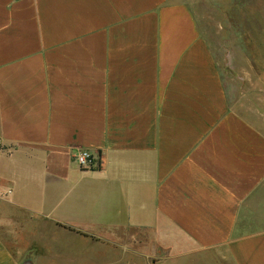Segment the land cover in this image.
<instances>
[{"label": "crops", "instance_id": "1", "mask_svg": "<svg viewBox=\"0 0 264 264\" xmlns=\"http://www.w3.org/2000/svg\"><path fill=\"white\" fill-rule=\"evenodd\" d=\"M236 104L186 0H0V264H48L15 219L264 264V96Z\"/></svg>", "mask_w": 264, "mask_h": 264}, {"label": "rangeland", "instance_id": "2", "mask_svg": "<svg viewBox=\"0 0 264 264\" xmlns=\"http://www.w3.org/2000/svg\"><path fill=\"white\" fill-rule=\"evenodd\" d=\"M186 1L219 64L229 104L237 105L243 96L256 101L264 96V0ZM4 212L12 216L7 207ZM15 223L21 247L38 244L41 259L48 264H171L166 250L148 232L103 234L102 240L91 235L73 237L21 219ZM4 234L9 240L11 236Z\"/></svg>", "mask_w": 264, "mask_h": 264}, {"label": "built area", "instance_id": "3", "mask_svg": "<svg viewBox=\"0 0 264 264\" xmlns=\"http://www.w3.org/2000/svg\"><path fill=\"white\" fill-rule=\"evenodd\" d=\"M72 160L80 171H90L97 168V158L88 151H78L72 156Z\"/></svg>", "mask_w": 264, "mask_h": 264}, {"label": "trees", "instance_id": "4", "mask_svg": "<svg viewBox=\"0 0 264 264\" xmlns=\"http://www.w3.org/2000/svg\"><path fill=\"white\" fill-rule=\"evenodd\" d=\"M64 229H67V228H65V227H63ZM70 230V229H69Z\"/></svg>", "mask_w": 264, "mask_h": 264}]
</instances>
